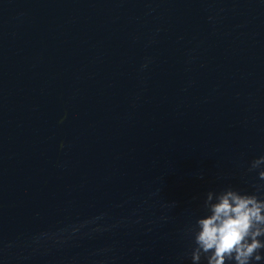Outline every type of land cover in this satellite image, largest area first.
Listing matches in <instances>:
<instances>
[{
  "label": "water",
  "instance_id": "1",
  "mask_svg": "<svg viewBox=\"0 0 264 264\" xmlns=\"http://www.w3.org/2000/svg\"><path fill=\"white\" fill-rule=\"evenodd\" d=\"M261 155L264 0H0V264H189Z\"/></svg>",
  "mask_w": 264,
  "mask_h": 264
},
{
  "label": "clouds",
  "instance_id": "2",
  "mask_svg": "<svg viewBox=\"0 0 264 264\" xmlns=\"http://www.w3.org/2000/svg\"><path fill=\"white\" fill-rule=\"evenodd\" d=\"M248 172L260 181L253 191L226 186L205 194L201 215L185 232L189 264H264V155L250 162Z\"/></svg>",
  "mask_w": 264,
  "mask_h": 264
}]
</instances>
